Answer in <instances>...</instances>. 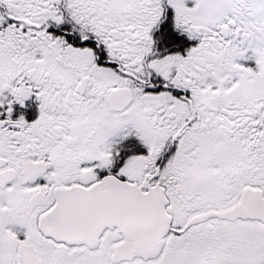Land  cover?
I'll use <instances>...</instances> for the list:
<instances>
[{"label": "snow or ice", "instance_id": "obj_1", "mask_svg": "<svg viewBox=\"0 0 264 264\" xmlns=\"http://www.w3.org/2000/svg\"><path fill=\"white\" fill-rule=\"evenodd\" d=\"M0 264H264V0H0Z\"/></svg>", "mask_w": 264, "mask_h": 264}]
</instances>
